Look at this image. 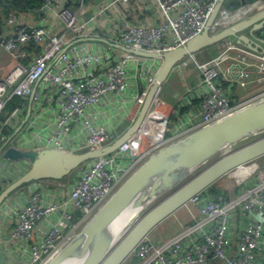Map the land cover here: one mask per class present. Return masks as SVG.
<instances>
[{
	"label": "built area",
	"instance_id": "built-area-1",
	"mask_svg": "<svg viewBox=\"0 0 264 264\" xmlns=\"http://www.w3.org/2000/svg\"><path fill=\"white\" fill-rule=\"evenodd\" d=\"M216 1L153 0L158 12H149L154 18L152 22L133 23L125 15L119 31L108 37L110 43L102 47L85 39L98 35L82 33V6H63L58 10L57 16L64 24L58 33H50L43 22L16 24L15 12L10 11L6 23L15 27L0 32V46L13 55L16 63L0 78V113L15 95L23 100L32 96L34 107L40 111L45 90L51 89L55 112L48 125L51 131H42L40 138L33 135L16 142L13 138L2 140L0 122V171L14 174L0 179V186L29 167L26 159H7L3 151L8 146L78 151L109 143L120 123L133 121L160 64V59L131 49L162 51L183 45L203 30ZM256 2L242 5L246 10L238 16L242 6L222 5L211 29L217 30L245 16ZM107 6L99 9L105 10ZM117 45L130 50H121ZM246 49L236 52L239 55L235 58L250 66L247 60L256 58L257 52ZM181 62L176 66L180 67ZM195 66L199 70L196 85L182 95L176 94V105L189 112L191 123L187 126L191 127L185 126L187 115L182 116L169 130V141L211 124L241 106L231 101L229 87L214 59L196 61ZM192 98L198 102L193 103ZM136 133L112 153L90 159L86 164L91 165L81 169L72 181L32 180L13 196L7 195L0 203V264H44L66 244L149 153L148 149L140 151L143 134ZM163 142H153L152 146ZM261 157L247 163H252V171L235 178V185L240 187L238 194L223 199L207 193L202 197L200 192L190 200L197 209L192 223L182 225L176 234L164 240L144 237L132 253L137 264H208L215 259L221 264H264L257 260L264 251V155ZM238 213L245 221L232 247L236 240L232 235V217Z\"/></svg>",
	"mask_w": 264,
	"mask_h": 264
},
{
	"label": "water",
	"instance_id": "water-1",
	"mask_svg": "<svg viewBox=\"0 0 264 264\" xmlns=\"http://www.w3.org/2000/svg\"><path fill=\"white\" fill-rule=\"evenodd\" d=\"M223 1H216L203 30L190 37L183 45L162 51L131 49L137 54L160 59V64L155 72L154 82L148 87L135 118L109 143L80 151L55 148L24 150L14 146L6 147L3 151L6 158L26 159L29 161V167L1 189L0 203L10 192L27 182L61 179L71 174L82 163L110 154L132 138L150 111L154 98L161 95L174 66L187 55L229 37H233L237 44L245 48L264 52V46L259 43L264 44L263 36L255 35L256 31L264 27V7L218 30H213L211 25ZM239 1L242 5L248 3L247 0ZM246 29L248 30L245 32ZM255 38L259 42L255 41ZM117 46L130 50L122 45ZM262 130L264 94L211 124L163 144L125 177L68 242L44 264H123L132 255L136 245L166 217L228 174L230 170L264 155V135L224 153L187 179L192 170L225 147ZM168 190L171 192L136 218L142 209ZM142 194L145 197L143 204H140L138 201ZM133 203L140 204L137 211L117 233L109 236V229L113 223Z\"/></svg>",
	"mask_w": 264,
	"mask_h": 264
},
{
	"label": "crops",
	"instance_id": "crops-1",
	"mask_svg": "<svg viewBox=\"0 0 264 264\" xmlns=\"http://www.w3.org/2000/svg\"><path fill=\"white\" fill-rule=\"evenodd\" d=\"M129 6V3L123 2L120 0H47L46 3L39 9L35 10H26V11H16V24H24V23H39L43 22L47 26V30L50 33H58L61 32L64 24L57 16V12L59 9H61L63 6H68L73 9H78L80 6H82L85 11V17L84 20H82L79 24L82 25V33L85 35L90 34H96L98 37H88L85 38L86 40H92L101 47L103 45H107L110 42L108 37L115 35L119 29L121 28L122 23L121 17H126L128 19L133 20L132 14L135 10H139L138 6H135L132 4ZM152 1V0H149ZM134 2H146L145 0H134ZM137 4V3H136ZM108 5L106 7L107 12L103 14V16L99 15L96 11H94V7L100 8V6ZM138 5V4H137ZM8 3L6 0H0V32L3 30H13L15 26L8 25L6 23V19L8 17L7 13ZM109 9V10H108ZM129 11V12H128ZM13 12V11H12ZM97 13V14H96ZM146 13V12H145ZM143 15V13L141 14ZM148 15V14H146ZM148 15V18L153 20V15ZM116 19V22L113 23V19ZM81 19V17H80ZM134 21V20H133ZM150 21L146 20L144 16L141 17V19H136L134 22H141L143 24H148ZM112 23V25H111ZM264 35L261 33V37ZM255 41H258V39L255 38ZM261 45L264 46L262 42H259ZM211 45L202 48L198 50L197 52H194V58L189 59V56L185 57L183 60L187 59L188 61H183V64L180 65V67H177L178 70L177 76H175V80L173 85L170 86V97L172 100L175 99L176 94H178V91L182 89V84L185 85H196L198 82V73L194 71V59L198 61H205L210 59L211 55H205V50L208 49ZM117 48L119 46H116ZM94 48V47H93ZM1 52H0V74L2 72L4 74L7 73L15 64L16 59L13 57L12 54L9 52H6L1 46H0ZM97 49V48H94ZM236 55H239L236 53ZM181 62V63H182ZM228 75H230L228 73ZM2 75H0L1 77ZM182 80V81H181ZM183 82V83H182ZM193 86V85H192ZM176 88V89H175ZM255 89V88H254ZM253 89V90H254ZM251 90V91H253ZM183 90L182 92H184ZM45 98L42 102L43 108L39 111L34 107L32 96H28L25 98L23 105L21 108H19V111H14L13 114L11 113L9 117L6 119H1V138L2 140H7L8 138H13V141H19L23 140V137L29 138L31 136H36L37 138H40L41 132L44 131L45 133H48L51 131V127L48 126L53 118L54 112H55V104L53 101V90H45ZM244 96V95H243ZM247 96V94H245ZM254 96V95H253ZM159 99V97H158ZM157 99V101H158ZM23 100V99H22ZM171 100V101H172ZM193 103H197L198 99L192 98ZM157 101L155 103V107L157 104ZM170 101V102H171ZM192 103V104H193ZM1 118V117H0ZM126 122V121H124ZM132 122V121H130ZM124 124L120 123L116 129L113 132V138L117 136L120 132L123 130L121 129ZM122 130V131H121ZM37 131V132H35ZM116 131H119L118 134H116ZM112 138V139H113ZM4 142V141H2ZM2 145V143L0 144ZM23 146V145H21ZM82 150V149H81ZM80 151V150H78ZM234 181V180H233ZM47 182L46 179L42 180V183ZM216 183V182H215ZM228 185V188H226L225 184V196L227 198L234 196L238 194L236 191V185H233V182ZM228 183V184H229ZM233 185V187L230 189V187ZM220 188L221 186L218 185ZM206 190V189H205ZM212 196V195H211ZM215 197V196H214ZM191 207V210L189 211L188 208ZM190 207H181L179 208L175 214H172L168 216L166 219H164L161 222V225L165 223V221L169 224L172 223V225H175V230L172 233H169L165 236H160V234L165 233V229L167 230L168 226L160 228V230H157V234H155V228L150 232L149 236H155L152 237L157 240H164L167 238H170L173 236L176 232H178L181 229L182 225H188L194 221V217L197 216V209L194 206ZM188 210V211H187ZM179 220L182 222L180 225H178ZM233 222V229H232V235L236 240L233 241L232 247L236 245L238 233L240 229L242 228V224L245 221V218H243L239 213L236 214L234 217H232ZM166 223V225H167ZM159 225L158 228L161 226ZM171 225V226H172ZM178 225V226H177ZM170 229L168 230V232ZM152 233V234H151ZM159 235V236H158ZM150 236V237H151ZM257 260H260L264 262V251L262 253L258 254ZM208 264H221L220 260H212Z\"/></svg>",
	"mask_w": 264,
	"mask_h": 264
},
{
	"label": "rangeland",
	"instance_id": "rangeland-1",
	"mask_svg": "<svg viewBox=\"0 0 264 264\" xmlns=\"http://www.w3.org/2000/svg\"><path fill=\"white\" fill-rule=\"evenodd\" d=\"M145 1L146 2H144V3L143 2H134V0L132 1V4L133 5L138 6V7L140 6L138 8L139 9L138 11L137 10L134 11V14H133V17H132L134 21L136 19H141L142 16H144V18L146 20L150 21L149 18H151L150 17V14L151 13H149V12H151L153 9L158 12V9L156 7V4L153 2V0L152 1L145 0ZM237 1L238 0H224L222 5L229 6L230 4L236 3ZM254 1H257L256 4L254 5V7L251 10H249V11H247L245 13L246 15L249 14V13H252L255 10L260 9L261 7H264V0H254ZM127 3H129V6L131 5V2H127ZM240 6H242V4ZM236 8H239V6L236 7ZM93 9H94V11H96L101 16H103V14H105L107 12L106 9L105 10H102V9H98L96 7H94ZM142 13H143V15H141ZM146 14L149 15V18H148V15H146ZM84 17H85V13H82L81 14L80 22L82 20H84ZM125 19H127L128 21H132L134 23L133 20L128 19L127 17H125ZM121 20L123 21V18L122 17H121ZM115 22H116V19L114 18L113 19V23H115ZM150 22H152V21H150ZM111 25H112V23H111ZM247 30L248 29H246L245 32ZM261 33L263 34V31L262 30L256 31L255 32V35L258 36V37H261ZM118 48H120V47H118ZM120 49L121 50H125L123 48H120ZM242 50L243 51L244 50L246 51L247 49L245 47H242L241 45L237 46L235 39L233 37H229V38L220 40L219 42H216L215 44H212L208 49L205 50V53H204L205 55H211L212 56L211 58L214 59L217 62V69H218L220 75L222 76V78L226 81L225 84L229 87L231 101L232 102H238L235 105L241 103V106H238L235 109L241 108L242 106H244L245 104H247L249 101H251L255 97H259L262 94H264V52L260 53L259 51H257V53H255V57L256 58H250V59L247 60L249 62V64H250V66H245V65H243V62H241L240 59L235 58V57H237L236 56V52L241 53ZM0 52H1V49H0ZM187 56H189V59L195 57L194 54H189ZM182 60H180V61H182ZM194 60H195L194 61V68H195L194 71H195V73L196 72L198 73L199 70L195 66V62L198 61V60H196V59H194ZM183 61H188V60L185 59ZM199 62H202V61H199ZM15 63H16V61H15ZM176 65L174 66V68H173V70H172V72H171V74H170V76H169V78L167 80L166 86L164 87V89L161 92V95H159V99L157 101L156 107L153 109V111H152L153 113L151 112L153 115L151 114V118L149 119L150 124L153 122V124L155 126L157 124L158 125H162L163 128H162V131L160 132V137H158V139H156V140L157 141H160V142L164 140V142L163 143H160L157 146H154L153 147L152 146L153 141L151 142L150 141V138H148V137L147 138H144L143 142L141 143V149H140V151L143 150L142 152H145L148 149V152L149 153L146 154L145 156H143L141 158V160L139 161V163H141L142 161H144L149 154L154 153L163 144L172 142V141H169L170 140L169 139V136H168V135H170L169 134V130H171L172 127L174 128L175 125H177V123H179V119H181L182 116L187 115L184 118L185 126H187V125H189L191 123V118H190L189 112L187 110L184 111L183 108H181V107H179V106L176 105L178 103V101H179L178 97L175 96V99L172 100L171 97H169V94H168V92L170 93V86L173 85L174 80H175V76H177V74H178L177 73L178 70L176 69L177 68ZM228 73L230 75H228ZM0 75H2L1 77H3L5 74L2 72V74H0ZM192 85H187V84L183 85L182 84V89H180V91H178V94L182 95V94L186 93V91L188 92L190 89H192V87H194V84H192ZM183 90H185V91L182 92ZM251 90H253V91H251ZM245 94H247V96H245ZM218 97L219 96H217L215 98L217 99ZM156 100H157V96H156L153 104L156 103ZM135 116H134V118H135ZM144 120H145V118L143 119V121ZM130 123H131L130 121L126 120V122H123L122 123L124 125L122 126L121 129L123 130ZM189 127H191V126H187V128H189ZM118 133H119V131H116V134H118ZM262 135H264V130L259 131L257 133H254L252 135L246 136V137L240 139L239 141H237V142H235V143H233V144L225 147L223 150H221L220 152H218L217 154H215L214 156H212L211 158H209L208 160H206L205 162H203L201 165L197 166L194 170H192L191 173L187 176V179L190 176H192L194 173L199 172L201 169H203L204 167H206L213 160H215L216 158L220 157L224 153H226L228 151H231V150H233L235 148H238V147H240V146H242V145H244V144H246V143H248V142H250V141H252V140H254L256 138L261 137ZM170 138H172V135L170 136ZM160 139H162V140H160ZM258 158H259V160H261L263 157H261V158L258 157ZM7 159H9V158H7ZM9 160H13V159H9ZM88 161L82 163L71 174H69L67 176H64L62 178V180H64V181H72V180H74L76 178V176L80 173V170L81 169H83L84 167H88V166L91 165L90 163H89V165L86 164V163H88ZM255 162H257V161H255ZM251 164L252 163H249L247 165L249 166ZM242 169H244V168H241V170ZM13 176H14V174H10V173H7V172L4 173V172H1L0 171V179L10 178V177H13ZM237 177L238 176L234 172H231V173L226 174L223 177H221L219 180L216 181L215 184L220 185L221 188L225 189V184L227 186L226 188H228V185L231 184L229 182H233V185H234L235 184V178H237ZM6 184H7V181H3V186L2 187H5ZM233 185L230 187V189L233 187ZM20 187L21 186H19L18 188L14 189V191L10 192L8 194V196H13L17 191H19L21 189ZM239 188L240 187L238 185H236V191L237 192L239 191ZM205 191L206 190H204L202 192V195H201L202 197L205 196V194H206ZM170 192H171V190H168L164 194H161L156 199H154L150 204H148L144 209H142L139 212V214L136 216V218L138 216H140L142 213H144L147 209H149L150 207H152L154 204H156L160 199H162L163 197H165ZM219 196H217V198H222L223 197V196L222 197H219ZM225 198H227V197L225 196ZM223 199H224V197H223ZM161 222L155 227V232H156L155 234H157V230H160V228L168 226L167 230L165 229V233L160 234L161 237L162 236H165V235H167L169 233H172L175 230V228H176L175 225H172V223L168 225V223L165 221V223L163 225H161ZM166 223H167V225H166ZM178 223H179L178 225H180L182 222L179 220ZM159 225H161V226L158 228ZM185 226H187V225H185ZM80 227L81 226H79L77 228V230H79ZM169 229H170V231L168 232ZM149 234L147 235L148 237L151 236V235L149 236ZM155 236H151L150 238L155 237ZM152 239L153 240H157V239H154V238H152ZM131 257H132V255H130L128 257V259L123 264H128V262L131 259Z\"/></svg>",
	"mask_w": 264,
	"mask_h": 264
},
{
	"label": "bare ground",
	"instance_id": "bare-ground-1",
	"mask_svg": "<svg viewBox=\"0 0 264 264\" xmlns=\"http://www.w3.org/2000/svg\"><path fill=\"white\" fill-rule=\"evenodd\" d=\"M246 9H245V7L244 8H242L241 9V11H240V13L238 12L237 14H236V16H238V15H242V13L245 11ZM236 16H234V18L236 17ZM158 97L159 96H157V99H158ZM156 98V97H155ZM155 98H154V100H155ZM154 100H153V102H154ZM157 101V100H156ZM153 102H152V105H151V107H150V111L148 112V114H147V116L145 117V120L144 121H142V123H141V126H140V128H139V130L137 131V133L136 134H143V140H144V138H150V141L152 142H156L157 140L156 139H158V137H160V132L162 131V125H154L153 124V122L150 124V121H149V119L151 118V114L153 113L152 111H153V109L155 108V104H153ZM152 112V113H151ZM153 115V114H152ZM149 141V142H150ZM143 142V141H142ZM136 151H138V150H136ZM247 164V162L246 163H244V164H241V165H239V166H237V167H235L234 169H232V170H230L231 172H234L238 177H241V176H243L246 172H248V171H252L253 170V166L251 165V166H246L244 169H242L241 170V167L243 166V165H246ZM144 194H142L141 195V198H140V200L138 201L140 204H143V201H144ZM136 201V200H135ZM138 203V204H139ZM192 203H193V201H188V203H186L184 206H182V207H190V206H192ZM138 204H134L133 203V205H131L114 223H113V226L109 229V236H112L115 232L117 233L118 232V230H120V228L123 226V224L137 211V207H138ZM139 204V205H140ZM194 206V205H193ZM189 209V211L191 210V207L190 208H188ZM177 211V210H176ZM175 211V212H176ZM188 211V210H187ZM175 212L173 213V214H175ZM172 215V214H171ZM167 218V217H166ZM165 218V219H166ZM152 230H154V228L152 229ZM152 230L150 231V232H152ZM149 232V233H150ZM148 233V234H149Z\"/></svg>",
	"mask_w": 264,
	"mask_h": 264
},
{
	"label": "trees",
	"instance_id": "trees-1",
	"mask_svg": "<svg viewBox=\"0 0 264 264\" xmlns=\"http://www.w3.org/2000/svg\"><path fill=\"white\" fill-rule=\"evenodd\" d=\"M8 3L7 13L8 11H26V10H35L41 8L47 0H6ZM254 0H247V2H253ZM241 3L238 0L236 3H232L229 5L230 8H236L240 6ZM264 30V27L261 29ZM264 35V34H263ZM168 92V91H167ZM169 97L170 93L168 92ZM168 97V98H169ZM170 99V98H169ZM24 100L21 99L19 96H13L11 97L5 104L2 112L0 113V120L6 119L9 117V115L18 107H20L23 104ZM22 186V185H21ZM3 187L0 186V191ZM14 191V190H13ZM208 195L212 196H223L225 198V189L220 188L217 184H212L210 187H208L205 191ZM137 258L136 256L132 255L131 259L129 260L128 264H137Z\"/></svg>",
	"mask_w": 264,
	"mask_h": 264
}]
</instances>
